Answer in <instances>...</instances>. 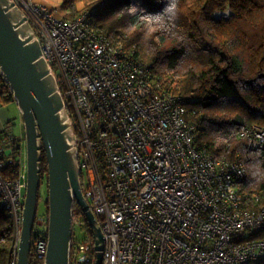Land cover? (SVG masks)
Segmentation results:
<instances>
[{
  "label": "built area",
  "instance_id": "obj_1",
  "mask_svg": "<svg viewBox=\"0 0 264 264\" xmlns=\"http://www.w3.org/2000/svg\"><path fill=\"white\" fill-rule=\"evenodd\" d=\"M12 1L31 24L62 96L82 194L104 239L101 264L264 260V239L237 236L264 225V206L254 211L241 204L237 184L245 164L216 160L197 146L198 125L183 116L181 98L151 84L150 66L135 57L134 46L110 41L91 26L89 12L98 6L69 20L43 3ZM2 131L14 134L11 124ZM253 136L264 145V130L254 127ZM9 162L17 173L4 178ZM26 181L24 136L15 153L0 139V210L13 232L8 264L18 260ZM47 231L48 212L36 209L31 247L41 259ZM76 250L69 264H90L95 256L89 244Z\"/></svg>",
  "mask_w": 264,
  "mask_h": 264
},
{
  "label": "trees",
  "instance_id": "obj_2",
  "mask_svg": "<svg viewBox=\"0 0 264 264\" xmlns=\"http://www.w3.org/2000/svg\"><path fill=\"white\" fill-rule=\"evenodd\" d=\"M95 6L88 15L91 26L110 41L134 46L135 57L150 66L151 84L181 98L183 116L198 125L197 146L216 160L245 164L246 175L237 184L241 204L259 211L264 206V145L256 142L253 128L264 130V0H60L55 10L72 20ZM0 82V102L13 101L1 77ZM0 139L15 153L20 141L16 134L8 138L0 131ZM16 173L9 162L2 175L12 178ZM44 179L47 184L42 151L39 187ZM44 203L48 212L47 196ZM73 216V233L77 227L85 236L79 242L72 235L70 261L78 245L94 248L77 204ZM8 224V215L0 210V264H8L11 254ZM237 234L239 239H264V225ZM29 264H43L32 247Z\"/></svg>",
  "mask_w": 264,
  "mask_h": 264
},
{
  "label": "water",
  "instance_id": "obj_3",
  "mask_svg": "<svg viewBox=\"0 0 264 264\" xmlns=\"http://www.w3.org/2000/svg\"><path fill=\"white\" fill-rule=\"evenodd\" d=\"M0 73L17 103L24 127L27 181L17 264H29L42 151L47 163L48 231L43 264H69L73 206L85 216L93 236L95 263L101 264L104 239L81 190L80 169L57 83L22 10L0 0Z\"/></svg>",
  "mask_w": 264,
  "mask_h": 264
},
{
  "label": "rangeland",
  "instance_id": "obj_4",
  "mask_svg": "<svg viewBox=\"0 0 264 264\" xmlns=\"http://www.w3.org/2000/svg\"><path fill=\"white\" fill-rule=\"evenodd\" d=\"M55 8H53L54 11H56ZM57 13L62 14L59 11H57ZM6 104L8 105V108H9V111H10V115L13 118V121L15 123L14 132L15 133L17 132L18 124H21L22 136H24V127H23V123L21 121L22 117H21V113L19 111V108L17 106V103L15 102V100H13V101L7 102ZM46 190H47V184L45 183V179H44V180H42V184L39 187V193H40L41 197H40V199L37 202V212L38 213H42V212L46 211V206H45V203H44V200L46 199V196H47V191ZM24 193H25V191H24ZM73 236L79 242H83L84 241V236H85L84 232L79 230V228H77V227L74 228Z\"/></svg>",
  "mask_w": 264,
  "mask_h": 264
},
{
  "label": "crops",
  "instance_id": "obj_5",
  "mask_svg": "<svg viewBox=\"0 0 264 264\" xmlns=\"http://www.w3.org/2000/svg\"><path fill=\"white\" fill-rule=\"evenodd\" d=\"M34 1L44 3L52 9L58 6V4L60 3V0H34ZM8 122H12L13 132H14L15 123L10 115L8 105L6 103L3 104L0 102V131L4 129V127L7 125ZM14 134H17L16 136H18L19 138L22 137L21 124H18L17 132L16 133L14 132Z\"/></svg>",
  "mask_w": 264,
  "mask_h": 264
},
{
  "label": "clouds",
  "instance_id": "obj_6",
  "mask_svg": "<svg viewBox=\"0 0 264 264\" xmlns=\"http://www.w3.org/2000/svg\"><path fill=\"white\" fill-rule=\"evenodd\" d=\"M44 4V3H43ZM46 5V4H45ZM50 8V7H49ZM52 9V8H51ZM57 13V12H56ZM60 15V14H59ZM37 209V208H36Z\"/></svg>",
  "mask_w": 264,
  "mask_h": 264
}]
</instances>
